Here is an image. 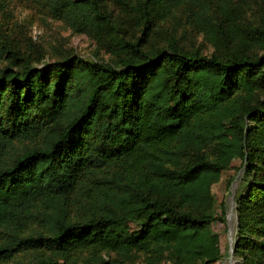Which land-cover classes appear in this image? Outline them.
I'll return each instance as SVG.
<instances>
[{
  "label": "trees",
  "instance_id": "1",
  "mask_svg": "<svg viewBox=\"0 0 264 264\" xmlns=\"http://www.w3.org/2000/svg\"><path fill=\"white\" fill-rule=\"evenodd\" d=\"M31 2L109 59L44 60L0 31V264H214L211 186L233 158L235 264H264V18L229 0H115L129 35L105 0ZM175 12L209 52L150 43Z\"/></svg>",
  "mask_w": 264,
  "mask_h": 264
},
{
  "label": "rangeland",
  "instance_id": "2",
  "mask_svg": "<svg viewBox=\"0 0 264 264\" xmlns=\"http://www.w3.org/2000/svg\"><path fill=\"white\" fill-rule=\"evenodd\" d=\"M231 6H240L244 21L260 22L264 18V0H229ZM217 2V0H213ZM106 10L110 11L114 20L123 27L129 35L137 33L130 12L122 9L115 0H105ZM158 25L150 36V43L162 44L165 34L172 35L183 47L199 46L203 52H209L211 45L202 31L191 23V20L178 12L157 20ZM0 31L12 38L16 44L21 42L22 50L26 45L33 44L37 52L44 54V60L59 59L63 54L91 58L95 61H107L109 56L104 47L98 45L85 32H75L61 20L51 17L44 10H39L31 0H0ZM105 43L112 40L103 35ZM226 168L219 179L212 184L211 193L214 198L213 211L223 216L224 221L214 225L219 234L221 257L214 264H235L238 260L233 254V241L236 228L235 197L246 188L242 168H239L238 158L225 161ZM222 212V213H221ZM31 253H23L20 261L30 262ZM8 264H12L10 261Z\"/></svg>",
  "mask_w": 264,
  "mask_h": 264
}]
</instances>
